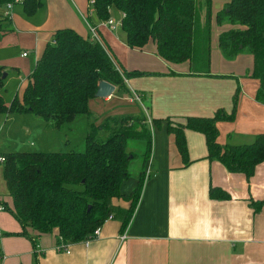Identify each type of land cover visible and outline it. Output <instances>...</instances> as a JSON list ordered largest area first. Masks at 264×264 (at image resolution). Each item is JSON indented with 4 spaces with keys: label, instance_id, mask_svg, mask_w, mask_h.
Returning a JSON list of instances; mask_svg holds the SVG:
<instances>
[{
    "label": "crops",
    "instance_id": "0c3cea01",
    "mask_svg": "<svg viewBox=\"0 0 264 264\" xmlns=\"http://www.w3.org/2000/svg\"><path fill=\"white\" fill-rule=\"evenodd\" d=\"M226 1L213 0V13ZM0 19L4 25L0 64L6 73L5 91H11V99L14 95L21 97L28 75L57 29L71 28L86 38L90 37L89 22L121 70L146 73L125 79L129 94L114 86L108 97L90 99L93 122L141 114L147 122L161 120L159 124L148 123L151 146L147 157L143 156L145 150L142 154L140 172L151 155V173L143 181L123 242L119 240L121 223L108 219L98 237L87 243H67L68 253L58 251L57 230L37 236L28 229L33 239L8 234L20 231L21 226L10 212L0 209L1 264H34L35 258L39 264H264V208L255 211L250 203L264 200V162L250 177L229 172L221 162L207 157L202 133L185 129V164L174 134L167 130V119L183 123L189 116L211 117L219 109L230 113L236 94L234 119L216 122L218 143L246 144L264 133V101L256 99L260 83L250 76L252 55L242 52L226 59L218 48V34L230 25L215 23V32L211 24L210 71L199 74L190 71L187 61L170 63L160 58L152 40L141 48L128 47L124 33L100 24L88 0H43V6L31 16L23 12L21 4L11 11L0 6ZM134 94L139 95L141 103L131 100ZM25 130L29 132V127ZM127 150L133 151L129 143ZM138 176L124 183L123 192L134 188ZM210 186L222 188L230 197L212 199ZM6 192L0 200L11 206ZM113 203L129 206L121 199Z\"/></svg>",
    "mask_w": 264,
    "mask_h": 264
},
{
    "label": "trees",
    "instance_id": "16d2710c",
    "mask_svg": "<svg viewBox=\"0 0 264 264\" xmlns=\"http://www.w3.org/2000/svg\"><path fill=\"white\" fill-rule=\"evenodd\" d=\"M12 0H0L4 6ZM213 0H94L99 21L123 14L120 27L128 47L141 48L149 40L156 44V54L170 63L187 61L193 73L209 74L212 19L217 25H230L218 34L222 56L232 59L242 52L252 55V78L259 81L256 99L264 101V0H227L215 13ZM23 12L35 14L43 0H23ZM4 25L0 19V34ZM4 67L0 64V114H34L56 128L71 124L81 115L90 116V99L100 81L129 94L125 79L145 72L121 70L106 47L97 40L83 37L71 28L57 29L28 75L21 97L14 95L8 104ZM238 89V88H237ZM237 95L230 113L217 110L211 117L189 116L183 123L167 119V130L175 136L183 162L188 163L185 129L202 133L210 160H218L229 172L250 177L264 162V133L250 143L222 145L217 141L218 120H233ZM114 128L104 140L99 139L104 123L92 124L85 136L82 151H9L3 152L2 175L12 204L0 200L2 210L10 212L21 230L8 234L33 239L36 235L57 230V242H78L108 219L121 223L123 230L130 220L143 188L141 171L134 188L125 193L122 187L130 178L128 167L136 156L127 150L129 140L145 142L143 156L151 146L152 131L144 114L107 117ZM155 124L160 119L151 120ZM212 199H228L220 187L210 186ZM114 199L129 202L127 208ZM255 211L264 208V200L250 202ZM36 246V244H34ZM2 250L0 248V257ZM1 264V258H0ZM20 264V263H17ZM34 264H39L37 258Z\"/></svg>",
    "mask_w": 264,
    "mask_h": 264
},
{
    "label": "rangeland",
    "instance_id": "374dc122",
    "mask_svg": "<svg viewBox=\"0 0 264 264\" xmlns=\"http://www.w3.org/2000/svg\"><path fill=\"white\" fill-rule=\"evenodd\" d=\"M115 20H118V15L114 14ZM213 29L216 32L215 21ZM117 32L124 33L120 26L116 28ZM5 101L11 102V91H2ZM91 115H81L76 121L71 124L63 125L59 128L53 124L45 122L41 117L34 114H0V156L1 152L9 151H82L84 149L85 136L92 127V124L99 125L104 123L108 129L102 130V134L98 137L104 140L109 132L114 128V123L111 120L106 121V118L95 123ZM29 127V132L26 131ZM30 142H34L31 146ZM129 148L133 149L135 157L130 161L128 171L130 177L138 176L142 166V154L146 149L141 140H129ZM135 148V149H134ZM5 184L2 175V165L0 163V196L6 197Z\"/></svg>",
    "mask_w": 264,
    "mask_h": 264
},
{
    "label": "built area",
    "instance_id": "2783aa9c",
    "mask_svg": "<svg viewBox=\"0 0 264 264\" xmlns=\"http://www.w3.org/2000/svg\"><path fill=\"white\" fill-rule=\"evenodd\" d=\"M23 0H12L10 2H7L4 7L7 11H11L13 9V7L15 5H18L22 2ZM94 0H88V4L91 6V4L93 3ZM93 11V9H92ZM123 17V14H121L119 17H118V20H115L114 17H110L109 19L107 20H103V21H100V24L103 25V26H106L112 30L116 29L117 26H120L121 24V18ZM87 26H88V30L90 32V39L92 40H97V41H100L99 37H98V34L96 32V28L94 26H92L89 22H87ZM101 42V41H100ZM23 55H26V53H23ZM131 100H134V101H137L139 103H141V99L139 97V95L137 94H134L132 96V99ZM148 123L150 124L151 121L148 120ZM4 161V157L3 156H0V163H3ZM151 161H152V156L150 155L148 158H147V164H146V167H145V170H144V179H147L150 177V169H151ZM1 209V207H0ZM101 227V226H100ZM100 227L96 228L92 233L91 235L85 239L86 243L87 241L90 239V238H95V237H98L100 235ZM126 228L127 226L123 229V231L120 233L119 235V240L120 242H123L126 238H127V233H126ZM56 249L58 251H65L66 253L69 252V249H68V244L63 242V241H60L57 243L56 245ZM1 260L3 258V254L2 256L0 257Z\"/></svg>",
    "mask_w": 264,
    "mask_h": 264
},
{
    "label": "water",
    "instance_id": "95a60500",
    "mask_svg": "<svg viewBox=\"0 0 264 264\" xmlns=\"http://www.w3.org/2000/svg\"><path fill=\"white\" fill-rule=\"evenodd\" d=\"M2 76L5 77L6 73H3ZM113 90H114V85L106 81H100L98 83V87L95 92V97H98V98L108 97L109 95L112 94Z\"/></svg>",
    "mask_w": 264,
    "mask_h": 264
}]
</instances>
